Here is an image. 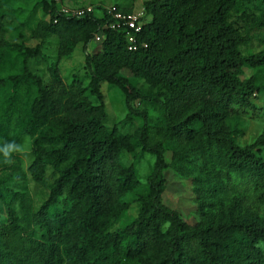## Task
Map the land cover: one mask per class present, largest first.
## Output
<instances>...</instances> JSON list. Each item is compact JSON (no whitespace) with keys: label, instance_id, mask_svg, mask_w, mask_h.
I'll list each match as a JSON object with an SVG mask.
<instances>
[{"label":"trees","instance_id":"1","mask_svg":"<svg viewBox=\"0 0 264 264\" xmlns=\"http://www.w3.org/2000/svg\"><path fill=\"white\" fill-rule=\"evenodd\" d=\"M10 3L0 0V170L30 136L33 181L45 185L50 171L55 178L36 208L11 187L20 175L0 176V264H264V132L245 147L235 141L240 118H264L254 105L264 95V50L243 53L264 33V0H147L136 51L111 29L106 10L77 18L53 1L42 3L45 18L32 29L39 44L12 42ZM247 6L260 15L247 16ZM52 37L60 59L83 46L87 87L66 84L58 66L48 84L31 71ZM105 83L125 95L124 123L142 122L134 134L107 127ZM142 105L157 112L156 122ZM146 155L155 163L143 184ZM168 170L192 181L195 224L164 203ZM129 195L138 215L115 229L128 217Z\"/></svg>","mask_w":264,"mask_h":264},{"label":"rangeland","instance_id":"2","mask_svg":"<svg viewBox=\"0 0 264 264\" xmlns=\"http://www.w3.org/2000/svg\"><path fill=\"white\" fill-rule=\"evenodd\" d=\"M44 1H53L57 4L61 12L69 11L71 13L82 9H92L97 17H102L104 10L114 8L117 5L122 8H129L132 12H142L144 8L143 4L147 0H11L9 6L10 16L8 20V29L11 30V33L8 35L10 41H18L32 48L39 44L38 41L32 38V29L39 21L45 18V13L42 7ZM244 11L249 17L260 15L258 10L253 6L245 7ZM241 15L242 14H236L234 16V21L243 28L245 23ZM254 34L256 37L252 44L243 49L245 55L255 54L264 50V33L255 32ZM97 44V42H94L90 45L89 53H92L95 50L98 46ZM58 49L59 39L57 37L50 38L42 50L40 57L30 61L31 71L42 78L45 84H48L50 80V68L58 66L61 77L66 84L71 85L77 80L81 82L83 86L87 87L91 81V73L86 65V52L83 46H78L71 57L64 59L59 58ZM245 72L247 77L251 75L250 71L246 70ZM124 75L130 78V84H132L137 90L142 93L148 91L149 87L143 81L130 77L128 73H124ZM102 93L104 95L109 115L107 122L109 130L112 131L115 127H118L124 134H134L142 122L136 120L131 124L124 123L129 112L125 106V95L123 91L117 86L105 83L102 85ZM88 96L92 101L96 100L90 93ZM254 105L259 109H264V95H261L259 99L254 102ZM142 108L148 110L149 115L154 122L157 121L158 114L154 109L147 105H142ZM240 119L241 130L243 133L236 136L235 141L237 145L245 147L253 144L258 137L263 134L264 118ZM261 156L264 158V150L262 151ZM33 162V140L30 136H25L21 141L18 152L12 157L10 162L0 170V176H7L12 172H16L20 175L21 179L11 187L18 191L27 192L34 202L35 207L38 208L48 199V186L52 183L55 177L50 171L48 174V182L45 185L36 184L29 172ZM133 162L134 156L127 155L125 158V164L129 166ZM154 163V157L146 155L145 159L139 165V178L141 183H146L147 178L153 169ZM165 175L168 186L163 197L164 203L170 208L179 211L188 223L195 224L196 216L194 217V214L197 209V203L192 181L181 179L172 170H168ZM125 201L131 205L128 217L121 220L116 225L115 229L122 228L138 215L139 204L137 203L136 198L129 195L125 198ZM261 248L264 251V243L261 245Z\"/></svg>","mask_w":264,"mask_h":264},{"label":"built area","instance_id":"3","mask_svg":"<svg viewBox=\"0 0 264 264\" xmlns=\"http://www.w3.org/2000/svg\"><path fill=\"white\" fill-rule=\"evenodd\" d=\"M107 14L111 17L112 22L110 24L111 29L115 31L124 32L129 44L130 51H136L138 49V36L141 34L144 18L146 12H132V13H123L118 11L116 7L106 9ZM93 12L92 9H82L74 12L64 11L63 13L69 16H74L77 18L84 17L87 13ZM95 42L100 43L101 37L97 36Z\"/></svg>","mask_w":264,"mask_h":264},{"label":"clouds","instance_id":"4","mask_svg":"<svg viewBox=\"0 0 264 264\" xmlns=\"http://www.w3.org/2000/svg\"><path fill=\"white\" fill-rule=\"evenodd\" d=\"M13 146L12 145H9L7 149H5V155L8 154V150L11 149Z\"/></svg>","mask_w":264,"mask_h":264},{"label":"crops","instance_id":"5","mask_svg":"<svg viewBox=\"0 0 264 264\" xmlns=\"http://www.w3.org/2000/svg\"><path fill=\"white\" fill-rule=\"evenodd\" d=\"M145 3V2H144ZM144 5V4H143ZM142 11H145V8H143V10ZM146 17V16H145ZM145 19V18H144ZM149 20V19H148Z\"/></svg>","mask_w":264,"mask_h":264}]
</instances>
